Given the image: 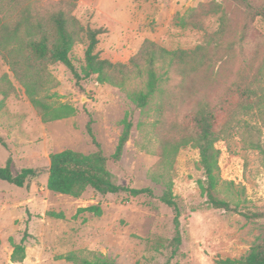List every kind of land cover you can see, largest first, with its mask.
<instances>
[{"label": "rangeland", "instance_id": "374dc122", "mask_svg": "<svg viewBox=\"0 0 264 264\" xmlns=\"http://www.w3.org/2000/svg\"><path fill=\"white\" fill-rule=\"evenodd\" d=\"M74 3L71 13L80 24L102 29L95 49L102 59L129 64L149 40L167 50L195 52L200 64L191 62L171 69L157 63L160 91L147 106L138 108L120 87L99 82L95 75L78 84L62 63H48L49 78L37 98L51 108L69 105L74 112L45 122L0 54V167L10 156L13 174L24 167L39 171L22 187L0 180V264H74L60 258L69 253L89 260L103 257L113 264H222L220 260L246 255L264 239V217L242 214L264 212L261 157L242 140L247 117L237 115L215 144L220 150L217 195L235 211L205 202L197 183L203 178L198 150L181 142L192 129V117L199 106L209 104L225 116L238 101L232 87L243 70L239 46L245 23L242 10L227 0ZM32 8L50 13L67 7L60 0H39ZM223 11L228 19L221 38L217 30ZM85 47L82 36L69 53L78 70L84 65ZM243 47L247 55L256 49L264 52L261 19L250 24ZM261 73L264 77V69ZM134 74L126 81V89L143 88L142 79ZM125 116L131 122L130 135L121 156L113 159ZM89 121L108 158L113 181L129 188L148 187L151 195L128 191L101 194L87 187L74 197L46 188L51 153L71 149L89 154L96 150L86 129ZM261 139L264 142V127ZM171 146L176 148L173 154ZM164 177L173 182L181 213V242L174 254V211L159 199ZM89 205H98L100 214L78 211ZM25 231V258L12 262L10 238L18 243Z\"/></svg>", "mask_w": 264, "mask_h": 264}, {"label": "trees", "instance_id": "16d2710c", "mask_svg": "<svg viewBox=\"0 0 264 264\" xmlns=\"http://www.w3.org/2000/svg\"><path fill=\"white\" fill-rule=\"evenodd\" d=\"M38 1L0 0V54L13 76L24 87L31 104L45 122L67 117L74 112V109L69 105L63 104L57 108H51L50 105L37 98L40 88L49 78V73L46 71L48 63H62L72 72L78 84L80 80L95 75L99 82L118 86L125 90L127 98L138 108L147 106L155 94L160 91L161 74L157 73V63L171 69L177 65H187L191 62L200 64L199 57L195 52L189 53L181 49L167 50L149 40L144 41L138 53L130 58L129 64L113 63L102 59L95 51L98 44L97 36L102 32V29L84 27L80 24L71 13L75 6V0H60V3L67 8L57 9L50 13L33 9L32 5L37 4ZM227 1L241 9L245 15V23L239 41L243 70L232 87V94L237 96L238 101L225 116H221L219 111L217 112L209 104L199 106L192 117V129L182 136L181 142L183 144L190 143L198 150L203 178L199 179L197 183L201 195L205 197V202L214 208L235 211L236 209L232 208L228 201L217 195L220 150L216 148L215 144L223 138L227 127L235 121L237 115L247 117L242 125L243 143L260 154L264 167V142L261 139V129L264 127V77L261 73L264 69V52L261 53L256 49L247 55L243 49V45H247V30L253 20L259 18L264 22V0ZM227 19L228 17L223 11L219 18L220 25L217 35L221 36L225 32ZM82 36L86 41L84 65L78 70L69 53ZM216 44L219 42L216 41ZM246 70H249L251 75H248ZM132 74L142 79L143 88H125V83ZM90 122L87 123L86 129L96 150L89 154L71 149L51 153L47 168L46 188L54 193L74 197L80 196L87 187L101 194L128 191L132 195H151L152 191L148 187L129 188L113 181L107 168L108 158L103 154L101 146L91 130ZM121 123L123 128L115 151L111 155L113 159H118L121 156L130 135L131 122L126 116L121 120ZM175 146H171L172 154L176 150ZM38 173L39 171L35 168L24 167L18 173L13 174L9 156L5 165L0 167V180L22 187L29 177H35ZM162 182L164 190L159 199L174 211L175 234L171 250L174 254L181 242L179 220L181 213L172 192V180L169 177H164ZM78 211L100 214V207L89 205L79 208ZM242 214L247 218L264 217V212ZM27 236L28 233L25 231L18 243L10 238L12 246L10 260L12 262H21L25 258ZM60 258L74 264H113L98 256L89 260L78 258L69 253ZM220 262L222 264H264V239L254 244L247 254L239 259H225Z\"/></svg>", "mask_w": 264, "mask_h": 264}]
</instances>
